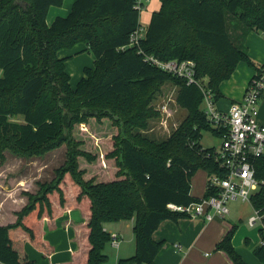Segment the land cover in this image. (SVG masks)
Here are the masks:
<instances>
[{
	"label": "trees",
	"instance_id": "obj_1",
	"mask_svg": "<svg viewBox=\"0 0 264 264\" xmlns=\"http://www.w3.org/2000/svg\"><path fill=\"white\" fill-rule=\"evenodd\" d=\"M64 1L0 0V132L14 133L15 146L23 153L68 145L55 181L43 183L36 195L27 192L29 201L17 221L0 226V263L37 264L27 253V240L49 257L55 247L45 237V222L56 228V219L71 209H80L83 220H65L63 226L74 228L78 249L70 260L52 264H106L111 233L105 224L131 219L136 252L118 264L154 263L162 247L154 232L167 219L189 217L170 211L168 203L201 199L190 193L192 177L201 168L209 178L226 176L216 147L201 143L203 131L218 138L223 132L207 118L197 84L153 66L130 45L131 35L142 26L135 0H75L66 16L48 24L50 7ZM160 1L141 47L164 60H194L197 79H207L216 103L223 97L221 83L241 61L258 71L251 80L264 71L245 45L251 31L264 34V0ZM80 43L95 62L93 68L85 67L73 88L66 68L73 56L60 52ZM171 79L181 85L177 102L187 110L185 118L164 140L134 133L129 125L146 126L147 105ZM106 118L118 129L105 137L108 148L95 153L82 148L76 126L88 127L92 119L102 124ZM81 159L88 166L81 167ZM96 162L93 172L89 166ZM256 171L264 179V157L256 161ZM216 193L208 184L204 197ZM252 203L264 208V186L253 194ZM237 229L238 224L226 222L215 249L228 264H250L233 244ZM253 252L264 264V245Z\"/></svg>",
	"mask_w": 264,
	"mask_h": 264
},
{
	"label": "crops",
	"instance_id": "obj_2",
	"mask_svg": "<svg viewBox=\"0 0 264 264\" xmlns=\"http://www.w3.org/2000/svg\"><path fill=\"white\" fill-rule=\"evenodd\" d=\"M74 2L75 0H65L63 6H51L47 14V22L51 21L52 23L57 16H66L71 11ZM245 45L248 49L250 57L257 64H264V34L256 30L251 31L246 37ZM85 49L86 45L80 43L73 47L72 50H62L63 52L69 50L71 53H66V55L60 56L65 57L72 55V58H74V54H78L80 52L83 53ZM68 61L66 62V68L69 73ZM86 67L93 68L94 65ZM84 69L81 78L85 75ZM257 72L258 71L251 67L247 62L241 61L238 64L231 78L221 83L220 90L223 94V97L217 101V106L222 110H228L233 102L241 100L244 96L245 90L251 78ZM259 107L260 121L264 124V91L260 99ZM203 147L210 148L205 147L204 145ZM209 179L210 178L208 172L205 169H199L192 177L190 193L196 197H203L207 191ZM2 191H4L3 188ZM3 193V198L0 201V226L15 222L17 219V215L15 212L21 210L28 202V198L26 196H20V198L17 199L16 203L14 202L10 204L11 198L6 195L5 191ZM250 205L254 210V206L251 203ZM77 212L75 211V209L70 210L66 212L63 216L59 217L57 221L60 226L63 227L62 223L65 220L69 219H74L78 222L82 221V215L78 210ZM231 212L232 209L230 208V213ZM228 221L238 224L239 228L240 225L238 221L236 222L229 220L227 217L224 219L216 218L215 220L210 222L205 221L201 217H182L179 218L177 221L172 219H167L163 221L153 235L154 239L157 242L162 243V247L158 255L156 256L154 263L228 264V260L226 259L225 255L215 249L216 244L225 234L226 222ZM239 221L241 222L243 221V219L239 218ZM133 227L134 219L122 222H109L105 224V229L107 231H109L110 233H119L122 237L121 246L119 249H117L115 260L112 264H118L120 258H128L135 254L136 235L133 231ZM250 227V229H245L242 232L237 229L233 238V244L236 247L237 251L248 263L262 264L260 259L252 253V249L254 250V248L258 246L259 243L257 232L255 229L256 227ZM69 228L72 229L74 233L71 237L73 242H69L68 244L62 243L61 241L56 242L55 238H53L52 236V229L54 228H50L47 222H45V237L55 247V251L49 257L46 258L44 257L42 251L37 249L29 240H27L25 247L29 257L35 260L37 264L61 263L70 260L72 257V252L78 249V242L75 240L74 229L72 227H68L65 229ZM257 231L261 238L260 229L258 228ZM252 239H254L256 242L254 245H252ZM244 242L250 243L249 249L244 247ZM177 245H180L181 247H177ZM106 250L109 256L108 262L106 264H111L113 255L108 253V246Z\"/></svg>",
	"mask_w": 264,
	"mask_h": 264
},
{
	"label": "rangeland",
	"instance_id": "obj_3",
	"mask_svg": "<svg viewBox=\"0 0 264 264\" xmlns=\"http://www.w3.org/2000/svg\"><path fill=\"white\" fill-rule=\"evenodd\" d=\"M160 6V0H150L146 3L140 15V22L144 29H147L152 12L156 9L158 10ZM47 23L50 24L51 21ZM66 53L71 52L69 50L66 52L61 51L60 55L64 56ZM94 60V54L88 50H84L83 53L80 52L74 54V58L71 60L69 59L68 70L73 88H76L77 83L81 79L84 67L93 66ZM1 72L2 71L0 70V73ZM180 86L181 85L177 79H171L165 82L161 90L155 93L153 99L147 105L150 116L146 120V126L135 127L134 125H129L132 128L131 130L134 131V133L136 131L140 132L142 135H148L158 141L164 140L187 115V110L182 108L177 102V94ZM162 106H166L167 110L165 112L162 110ZM103 120L102 124H99L97 123L98 121L92 119L88 127L81 125L76 126L74 134L77 139L84 141L82 148L87 149L92 153L99 152L102 149L106 150L108 148V144L105 142V137L116 134L118 129L117 126L114 125L112 119L106 118ZM163 120L166 123L168 121L167 127H162ZM15 140L16 137L14 133L6 135L0 132V201L3 198L2 195L5 191L6 195L11 198L10 204L14 202L16 203L20 196H26L29 201V196L26 194L27 192L36 195L43 183H51L55 181L58 170L65 164L68 157V145L66 143L51 150L35 148L30 153H23L15 146ZM202 144L205 147L219 146L221 144V139L215 137L211 130H205L203 131ZM81 160V167L88 166L85 160ZM97 164L98 162L91 163V166H89L91 167V170H94L93 172H95ZM86 178H90L89 173L86 174ZM2 188L4 191H2ZM228 205L232 209V212L227 218L239 222L240 226L238 230H240V232L245 229H250L251 227L248 224V219L254 214V210L250 203L230 201ZM77 210L82 214L80 209H75L76 212ZM19 211L15 212L17 216ZM239 218H242L243 221L240 222ZM57 220L58 218L56 219V228L52 229L53 238H55L56 242L61 241L65 244L73 242L71 239L74 234L73 230L70 228L65 229L68 227L63 228L64 226L61 227ZM72 220L76 221L74 219ZM255 229L259 243L260 235L257 231L258 227ZM255 243V240L252 239V245ZM244 247L249 249L250 243L244 242ZM116 252L117 249L109 244L108 253L113 255L111 264L115 260ZM252 253L254 254L253 249Z\"/></svg>",
	"mask_w": 264,
	"mask_h": 264
},
{
	"label": "built area",
	"instance_id": "obj_4",
	"mask_svg": "<svg viewBox=\"0 0 264 264\" xmlns=\"http://www.w3.org/2000/svg\"><path fill=\"white\" fill-rule=\"evenodd\" d=\"M148 1L150 0H135L134 6L141 12ZM145 35L146 29L141 26L131 35L130 45L137 46L139 52L153 66L185 79L187 84H197L204 95L202 108L207 118L214 128L223 132L215 156L226 169L227 174L224 177L214 175L208 183L217 189V193L210 197L203 196L199 201L187 205L170 202L167 208L172 212L185 213L189 217H201L210 222L216 218L224 219L230 214L228 205L230 201L249 202L254 206L252 196L264 186V179H259L256 171V161L264 157V124L260 121L259 107L264 91V71L258 73L249 82L241 100L233 102L228 110H222L214 100L207 79L203 81L197 79L194 60H164L147 53L140 45ZM162 110L165 112L166 106H162ZM167 123L163 120L162 127H167ZM249 224L260 229L259 244L264 245V208L254 206V214L250 216ZM110 243L114 248L119 249L122 243L121 235L116 232L111 233ZM177 247L181 246L177 245Z\"/></svg>",
	"mask_w": 264,
	"mask_h": 264
}]
</instances>
